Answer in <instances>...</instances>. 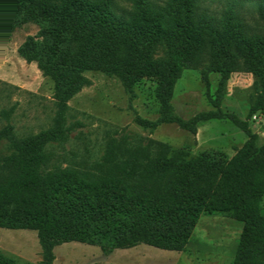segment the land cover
<instances>
[{
  "label": "trees",
  "instance_id": "16d2710c",
  "mask_svg": "<svg viewBox=\"0 0 264 264\" xmlns=\"http://www.w3.org/2000/svg\"><path fill=\"white\" fill-rule=\"evenodd\" d=\"M0 0V45L20 24L38 34L18 52L36 61L54 83L61 103L89 81L85 71L116 75L128 88L144 77L157 81L160 122L194 128L224 115L201 111L190 119L173 113L172 95L186 69L200 70L208 84L218 72H251L260 90L248 111L264 110V0ZM232 121L247 140L226 160L191 154L151 137L110 136L99 160L60 163L51 142L64 136L62 113L51 127L17 136L0 129L8 152L0 153V225L37 229L40 264H53L63 241L101 243L109 249L146 243L181 249L203 213L242 222L234 259L264 264V143L246 120ZM195 131V129H190ZM0 264H17L0 255Z\"/></svg>",
  "mask_w": 264,
  "mask_h": 264
},
{
  "label": "rangeland",
  "instance_id": "374dc122",
  "mask_svg": "<svg viewBox=\"0 0 264 264\" xmlns=\"http://www.w3.org/2000/svg\"><path fill=\"white\" fill-rule=\"evenodd\" d=\"M162 2V0H155ZM125 3L124 0H118ZM38 25L27 21L18 25L0 45V129L9 127L17 136L35 135L48 129L62 113L61 140L49 149L66 164H90L99 160L110 136H146L183 148L191 154H207L226 160L243 146L246 133L230 118L246 120L257 134L256 145L264 143V110L250 117L249 108L259 98L255 76L247 71L230 73L224 84L218 72H210L206 84L198 69H186L177 80L173 113L190 119L201 111L216 110L224 115L199 120L194 128L160 122L143 126L137 121H157V81L144 77L128 88L116 75L98 70L84 72L89 81L67 99L64 110L54 96L53 80L44 75L36 61H27L18 49L29 36L38 34ZM190 129H195L192 131ZM8 142L0 139V153L8 152ZM264 207V196L262 197ZM242 222L221 213L200 215L187 243L181 249L146 243L109 249L101 243L63 241L53 247V264H228L236 254ZM0 255L17 264H40L43 257L38 231L31 226L0 225ZM260 256L264 259V248Z\"/></svg>",
  "mask_w": 264,
  "mask_h": 264
}]
</instances>
